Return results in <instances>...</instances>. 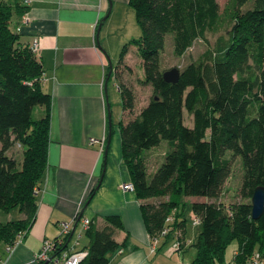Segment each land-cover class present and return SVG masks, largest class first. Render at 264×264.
<instances>
[{
    "label": "trees",
    "instance_id": "1",
    "mask_svg": "<svg viewBox=\"0 0 264 264\" xmlns=\"http://www.w3.org/2000/svg\"><path fill=\"white\" fill-rule=\"evenodd\" d=\"M249 2L230 0L221 13L217 0H129L142 31L141 39L132 42L143 60L145 79L139 82L151 86L153 94L133 116L136 97L120 84L123 159L138 199L146 201L142 210L151 239L169 227L168 237L185 245L186 199H208L190 204L202 226L197 244H191L197 255L190 264H225L227 248L236 240L239 250L231 264H249L256 252L264 257V215L252 218L254 191L264 187V0L242 11ZM27 12L26 0H0V252L34 225L37 192L48 166L52 96L42 88L39 56L12 27ZM226 26L228 41L215 53L180 71L178 83L164 80L161 55L168 34L174 36L175 56L183 57L196 41ZM127 53L125 47L122 57ZM40 107L46 116L34 119ZM186 114L193 118L191 127ZM163 141L171 151L149 180L142 154ZM16 144L23 149L21 167L10 156ZM228 154L241 159L244 171L242 201L230 206L220 202L233 170ZM15 211L19 220H1ZM105 221L107 226L91 225L86 233L84 264H109L110 254L120 247L115 234L124 228L121 219ZM183 245L181 251L190 247Z\"/></svg>",
    "mask_w": 264,
    "mask_h": 264
},
{
    "label": "crops",
    "instance_id": "2",
    "mask_svg": "<svg viewBox=\"0 0 264 264\" xmlns=\"http://www.w3.org/2000/svg\"><path fill=\"white\" fill-rule=\"evenodd\" d=\"M26 5L31 23L22 26L21 20H15L12 27L28 46L39 40L38 56L44 70L41 84L52 96L48 166L37 192L34 225L21 241L17 237L12 250L8 246L2 249L0 264H39L36 256L43 242L59 238L61 224L73 223L81 203L82 217L91 219L96 229L107 226L108 217H119L123 223V230L115 234L120 247L110 254L109 264H190L191 246L176 251L174 236L161 238L156 251L152 250L142 210L146 201L122 189L124 184H133L122 151L124 105L116 125L113 116L119 101L116 90L121 94L118 81L124 82L131 67L118 70L115 90L110 88L113 70L110 78L106 75L110 73L108 53L114 28L124 22V16L133 15L129 0H26ZM116 9L123 16H116ZM113 15L116 18L112 21ZM39 110L45 117L47 110ZM191 215L194 218L193 212ZM21 217L15 211L1 220ZM77 222L68 242L75 250H82L89 239L85 234L76 244L81 232V222L74 231Z\"/></svg>",
    "mask_w": 264,
    "mask_h": 264
},
{
    "label": "rangeland",
    "instance_id": "3",
    "mask_svg": "<svg viewBox=\"0 0 264 264\" xmlns=\"http://www.w3.org/2000/svg\"><path fill=\"white\" fill-rule=\"evenodd\" d=\"M220 5V12L224 13L225 7L230 0H217ZM255 0H250V2L243 8L242 11L252 9ZM118 12V13H117ZM123 16L122 11H117L116 16ZM132 16L125 17L124 22L118 24L114 28V37L111 38V50L108 53L110 58L113 74L110 83V88L114 89V80L117 79L118 70L121 67L129 66L127 68L126 78L123 77V81H118L122 84L124 88H130L136 97V108L133 112V116L137 115L147 104L152 97L153 90L151 86L141 85L139 78L145 79V72L143 66V60L139 56L137 47L132 44L133 41H138L142 37V31L138 25L136 14L132 11ZM112 17V21L116 18ZM114 18V19H113ZM14 19H17L15 17ZM15 28V27H14ZM230 26L224 27L218 33L207 34V40H198L194 46L185 54L183 57H176L174 54V36L168 34L165 39V50L161 55V69L162 71H168L173 68H178L180 71L184 70L189 64L204 60L209 52L215 53L220 46H223L226 41H228V31ZM125 47H128V53L122 57V53ZM124 69V68H122ZM115 90V89H114ZM117 95L119 98L118 104H115V115L113 116V124L119 123V117L123 114V100L122 95L118 90ZM42 114L39 108L36 109L34 113V119H41ZM186 125L193 124V118L191 120L190 116L186 114L185 117ZM171 151V146L168 141H163L158 147L151 150L144 151L142 154L147 166L148 179L151 180L156 170L165 162L166 155ZM22 153L23 149L19 144H16L10 152V156L14 157L21 167L22 164ZM228 157L233 160V170L231 177L227 181L220 202L226 206H230L234 203L241 202L240 190L243 183V166L240 158H233L231 154ZM191 201H187V205L184 207L185 217H186V229L187 238L192 241L194 245L197 244L199 236L202 232V226L196 224V220L191 215V203L193 202H206L207 198H190ZM183 208V207H181ZM180 210V209H179ZM14 213V212H13ZM13 213L11 215H13ZM7 214H3L2 218H6ZM192 244V245H193ZM196 247H190L189 262L193 261L196 257ZM239 250V242L236 240L230 244L226 251V262L225 264H231L235 258V253ZM188 254V252H187Z\"/></svg>",
    "mask_w": 264,
    "mask_h": 264
},
{
    "label": "built area",
    "instance_id": "4",
    "mask_svg": "<svg viewBox=\"0 0 264 264\" xmlns=\"http://www.w3.org/2000/svg\"><path fill=\"white\" fill-rule=\"evenodd\" d=\"M32 19L30 17V14L27 12L24 14V16L21 19V25L26 26L31 23ZM31 50L36 54L39 55L40 45L39 40L34 39L33 43L31 44ZM105 142V140H104ZM122 189L124 191L128 192H135V186L132 183L124 184L122 186ZM81 222V229L80 234L77 235L76 238V244H80L81 239L83 236L90 230L92 221L89 218L82 217V203L80 204L76 218L74 219L72 224H61L60 226V236L57 239L54 240H45L43 242V246L39 254L36 256V261L39 264H84V262L89 257V251L87 249L82 250H75L74 246L70 247V243L66 240L69 239L72 233L73 225L75 222ZM196 224H200L198 220H196ZM168 224H172L174 222V218L172 216L168 217L167 219ZM171 228L166 227L161 237L159 238H153L152 240V250L156 251L159 241L161 238L168 237L171 233ZM20 241L23 238L22 235L19 236ZM66 243L65 248L63 249V245ZM192 241H189L185 243V245L182 244V242L179 241L178 238L175 237V243H174V249L178 252H180L182 249V245L184 248L187 246H191ZM13 247H9L8 250H12ZM62 248V249H61ZM264 263V257L259 253L256 252L253 257H251L249 264H263Z\"/></svg>",
    "mask_w": 264,
    "mask_h": 264
},
{
    "label": "water",
    "instance_id": "5",
    "mask_svg": "<svg viewBox=\"0 0 264 264\" xmlns=\"http://www.w3.org/2000/svg\"><path fill=\"white\" fill-rule=\"evenodd\" d=\"M109 16H110V13H108V15L104 18V20L100 24L99 31L101 30V28L104 25V22L108 19ZM112 70H113V67H112V64H110V73L108 75V78H110L112 74ZM163 77L167 83L176 84L180 80L181 72L178 68H173L171 70L165 71L163 73ZM263 215H264V187L260 186L254 191V194L252 197V218L254 221H258L263 217ZM78 223L79 222L76 223L74 227V231L76 230Z\"/></svg>",
    "mask_w": 264,
    "mask_h": 264
}]
</instances>
